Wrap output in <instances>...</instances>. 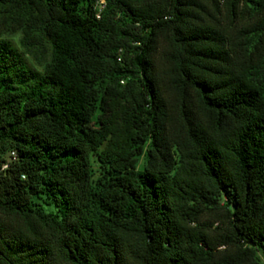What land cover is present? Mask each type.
<instances>
[{
	"label": "trees",
	"instance_id": "obj_1",
	"mask_svg": "<svg viewBox=\"0 0 264 264\" xmlns=\"http://www.w3.org/2000/svg\"><path fill=\"white\" fill-rule=\"evenodd\" d=\"M0 0V264H264V0Z\"/></svg>",
	"mask_w": 264,
	"mask_h": 264
},
{
	"label": "built area",
	"instance_id": "obj_2",
	"mask_svg": "<svg viewBox=\"0 0 264 264\" xmlns=\"http://www.w3.org/2000/svg\"><path fill=\"white\" fill-rule=\"evenodd\" d=\"M102 3H103V1L101 0V1H100V5H99L100 7L102 6Z\"/></svg>",
	"mask_w": 264,
	"mask_h": 264
}]
</instances>
